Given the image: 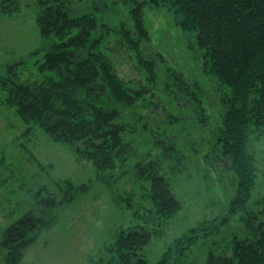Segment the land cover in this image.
Masks as SVG:
<instances>
[{"label":"trees","instance_id":"16d2710c","mask_svg":"<svg viewBox=\"0 0 264 264\" xmlns=\"http://www.w3.org/2000/svg\"><path fill=\"white\" fill-rule=\"evenodd\" d=\"M18 1L0 0V15L10 14ZM80 1L83 8L78 9ZM33 3L36 25L47 42L0 66V105L14 110L24 133H39L77 164L89 166L98 183L113 186L131 176L139 184L147 207L142 200L132 202L131 192L112 196L126 208H143L133 211L141 221L120 228L107 246L113 263L150 264L145 246L153 234L163 232L155 223L162 225L180 207L168 170L181 171L187 163L163 126L179 120L173 112L177 106L199 114L203 110L196 79L167 65L160 54L144 53L142 44L150 35L146 10L156 8L184 34L199 73L219 97L218 124L205 123L211 135L208 162L215 166L221 161L232 172L234 194L223 216L190 226L154 264H188L199 246L205 249L204 264H264V203L257 210L249 205L257 176L250 143L264 135V0ZM121 6L127 8L130 25H113L100 14ZM152 106L163 112L144 111ZM87 186L66 179L60 200L44 185L33 192L36 210H27L2 230L4 262L17 264L50 213ZM233 221L234 229L223 233L222 227Z\"/></svg>","mask_w":264,"mask_h":264},{"label":"rangeland","instance_id":"374dc122","mask_svg":"<svg viewBox=\"0 0 264 264\" xmlns=\"http://www.w3.org/2000/svg\"><path fill=\"white\" fill-rule=\"evenodd\" d=\"M18 2L19 6L10 14L0 15V66L28 56L47 42L36 25L33 0ZM82 2L77 3L78 9L83 8ZM100 14L113 25L120 21L131 24L126 7L108 9ZM146 27L150 35L142 44L144 53L151 57L160 54L167 65L196 79L201 85L203 100L201 114L195 113L196 110H180L177 106V112H173L179 120L163 126L175 137L178 153L187 163L181 171L168 170L180 207L174 216L162 221V225L156 227L155 223L154 227L163 232L158 236L153 234L145 246V256L154 264L173 238L199 221L226 213L234 194V175L223 162L216 161L215 166L208 162L211 160V135L205 123L218 124L222 109L213 87L199 73L196 55L188 49L186 37L166 12L156 8L146 10ZM144 111L163 112L154 106ZM195 114L202 120L198 122ZM24 130L14 110L0 105V237L8 224L27 210H36L31 194L40 186L52 191L56 200L63 196L61 185L66 179L74 184L85 182L88 189L79 190L69 203L50 213L48 223L26 244L17 264H114L107 246L120 228L141 221L133 211L143 208H126L125 203L114 201L112 196L114 192L120 196L131 192L132 202L138 200L142 204V200L141 206L147 207V201L140 198L139 184L130 176L113 186H104L94 180L89 166L77 164L63 149L49 143L39 133L31 137ZM249 151L257 169L249 205L257 210L264 203V135L251 141ZM234 227V221L229 222L222 227L223 233ZM204 253V248H196L189 254L188 264H204ZM4 254L5 251L0 250V264H6Z\"/></svg>","mask_w":264,"mask_h":264}]
</instances>
